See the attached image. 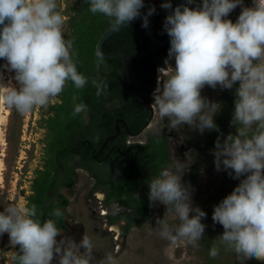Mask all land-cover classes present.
Segmentation results:
<instances>
[{
    "label": "clouds",
    "instance_id": "1",
    "mask_svg": "<svg viewBox=\"0 0 264 264\" xmlns=\"http://www.w3.org/2000/svg\"><path fill=\"white\" fill-rule=\"evenodd\" d=\"M193 2L175 7L165 19L170 48L166 67L158 69L152 106L161 120L169 119V128L187 124L203 133L217 127L213 117L220 105L203 98L201 89L218 84L231 89L239 82L232 120L236 134L223 142L217 139L214 155L217 170L223 165L233 170L235 178H245L215 206L212 218L224 228L220 242L237 257L264 261V0L242 7L235 22L226 17L242 0H202L197 7H189ZM89 3L93 14L112 19L114 27L135 20L144 6V0ZM161 7L172 9L171 0H164ZM57 9L56 0H0V58L15 71L18 85L0 84V104L22 115L36 106L47 107L69 81L77 89L87 84L72 59L73 41L65 39V20ZM153 12L154 7L148 9L143 27ZM96 57L99 68L104 58L100 52ZM172 58L174 66L169 63ZM92 83L97 96L106 93V83ZM88 110L86 104H76L73 115ZM254 124L256 129L249 135ZM186 167L177 160L160 169L149 181V200L166 205L178 218L174 228L166 219H157L162 238L173 245L183 241L196 246L205 231L201 220L206 213L191 206L189 188L181 182ZM51 216L41 222L35 205L29 208L12 202L0 211V234L8 233L11 245L20 248L14 257L17 264H52L55 257L59 264H96L91 238L84 234L79 244L69 237L58 241L62 233L58 222L65 214L57 207ZM209 255L216 258L219 249L213 246ZM99 264L117 261L107 254Z\"/></svg>",
    "mask_w": 264,
    "mask_h": 264
},
{
    "label": "trees",
    "instance_id": "2",
    "mask_svg": "<svg viewBox=\"0 0 264 264\" xmlns=\"http://www.w3.org/2000/svg\"><path fill=\"white\" fill-rule=\"evenodd\" d=\"M174 1L171 0L172 9L161 7L164 0L154 3L153 32L159 38L167 36L164 23L173 10ZM187 3L188 1L183 5ZM201 3L202 0H194L188 6L195 8ZM89 9V0H71L63 10V15L66 16L63 33L65 39L73 41L72 59L78 72L87 78V84L77 89L71 81L67 82L58 95L59 100L49 103L47 110L42 112L40 119L41 125L46 129L47 159L42 168L36 171L25 206L30 208L35 205L36 218L41 222L53 218V209L60 208L65 218L58 222V227L68 230V200L63 189L76 182L77 168H81L94 178L93 189L101 187L104 190L105 204L116 202L123 208L110 216L109 221L124 220L123 233H128L135 222L144 223L156 209L157 201L150 202L149 193L141 194L140 190L142 185L149 186L150 179L160 169L171 167L175 163L174 152L171 136L165 130L151 134L145 142H127L125 123L130 131L138 132L150 117L151 110L122 89L123 66L120 58L103 57V64L97 68L98 40L113 25V21L103 14H93ZM140 12L139 17L110 35L103 42L102 48L106 52L147 51L128 60L126 87L144 95L151 102L150 94L156 85V71L163 66V58L168 55L170 42L164 45L153 44L142 26L143 13L141 10ZM92 81L106 83V93L97 96ZM238 87L239 82H236L227 96V104L214 119L217 127L209 129L201 143L195 144L194 153L198 162L211 158L217 139L223 142L227 133L236 134L237 126L232 120ZM81 103L86 104L89 110L74 116L75 105ZM15 111L14 108L10 110L6 140L9 149L17 150L22 114L17 112L18 116L15 117ZM117 119L123 134L118 133L107 140L108 136L116 133ZM115 163H118V173L103 176L98 173V167H111ZM197 171L198 168H195L191 174L186 175V181H194ZM16 250L17 253L20 251L19 245ZM14 257L13 264H17Z\"/></svg>",
    "mask_w": 264,
    "mask_h": 264
},
{
    "label": "rangeland",
    "instance_id": "3",
    "mask_svg": "<svg viewBox=\"0 0 264 264\" xmlns=\"http://www.w3.org/2000/svg\"><path fill=\"white\" fill-rule=\"evenodd\" d=\"M70 1L56 0L57 10L62 15ZM150 1L156 3L158 0ZM252 5L253 0H242V4L232 10L226 19L235 22L242 7ZM63 17L65 20L66 16L63 15ZM166 59H168V55L163 58V66L157 68L156 85L160 75L158 69L166 67L164 63ZM169 63L174 66V58L169 60ZM6 65L7 61L3 59L2 72L8 81V88L18 87L14 79L15 71L10 70ZM232 90L233 87L231 89L222 88L219 84L215 88L205 85L201 89L203 98L220 105L213 120L227 104V96ZM150 96L152 98V118L144 130L129 137V139L134 142H145L148 136L163 130L171 136L175 162L178 160L187 165L181 182L189 188L191 206L193 208L199 207L206 213V216L201 220L205 225L201 240L197 242L196 246H192L183 241L173 245L162 238L156 223L157 219H166L173 228L179 224V221L176 213L167 210L166 205L159 201H157V207L148 219L144 223L135 222L128 233H123V229L120 228L121 222H118L117 226H110V216L118 212L119 207L116 203L103 204L102 199H100L103 191L99 188L93 189L94 178L81 168H77L76 182L71 187L63 189L68 200L66 209L69 230L62 231L61 237L57 236V239L71 238L73 235L75 238L72 237V239L77 238L76 243L79 244L84 234L89 236L94 245L93 256L96 264L105 260L107 254H112L117 264H264V261L255 258L237 257L234 251L222 244L220 236L223 234L224 228L221 224L214 222L212 218L215 206L229 195L245 177L235 178L233 170L225 169L223 165H221L220 170H217L215 152L209 160L201 159L198 162L197 155L194 153L195 144L201 143L209 129H205L201 133L198 128L187 124H183L177 129L169 128V119L165 117L161 120L158 111L154 110L152 106L154 103L153 92ZM58 100L59 98L56 96L49 103ZM47 107L36 106L32 111L22 115L19 130L20 141L16 150L7 147L6 136L11 107L4 105V119L1 126L2 140L0 142V211H3L4 206L10 202L26 205V198L31 193V184L36 171L42 168L47 159L46 129L41 125L40 119L42 112L47 110ZM17 116L18 113L15 111V117ZM255 129L256 125L254 124L249 130V135ZM229 134L227 133L226 137ZM195 168H198L195 180L186 181L185 176L191 174ZM97 171L102 176L110 173L116 174L119 172L118 163L111 167H98ZM149 191V186H142L140 193L146 194ZM95 193L100 197L98 198ZM193 214L190 213V216ZM116 229L117 231H114ZM213 246L219 249V255L216 258L209 255ZM16 253V246L11 245L9 234H0V264H13V257ZM55 264H59L58 257H56Z\"/></svg>",
    "mask_w": 264,
    "mask_h": 264
},
{
    "label": "water",
    "instance_id": "4",
    "mask_svg": "<svg viewBox=\"0 0 264 264\" xmlns=\"http://www.w3.org/2000/svg\"><path fill=\"white\" fill-rule=\"evenodd\" d=\"M188 0H175L174 1V5H173V10L175 9V7L177 6H183V4L185 2H187ZM154 7L155 8V4L154 2L150 1V0H144V6L140 9L143 13V18L145 15H147L148 13V9L149 8H152ZM172 10V11H173ZM154 18H155V12H153L151 15H148L147 16V19H148V26L145 27V32L149 38V40L153 43V44H156V45H164V44H167L170 42V37L169 35L167 34V36L165 38H159L157 37L154 32H153V22H154ZM128 24L125 23L124 25L121 24V25H117V26H113L111 25L103 34L102 36L100 37V39L98 40V43H97V46H96V50L97 52H100L103 57H107V58H113V57H116V58H120L121 59V62H122V66H123V71H122V79H121V86H122V89L124 90V92L126 94H128L130 97H132L135 101H139V102H142L146 108H148L149 110L152 111V108H151V105L149 103V101L147 100V98L142 95V94H139V93H135L133 91H130L127 87H126V74H127V70H128V60L132 59V58H136V57H139L145 53H147V51H139V52H106L103 48H102V44L103 42L110 36L112 35L113 33H115L116 31H118L119 29L125 27L126 25ZM0 28H2V26H0ZM3 61V58H0V64L2 63ZM139 77V76H138ZM141 78V77H139ZM140 98V100H139ZM152 118V113L150 115V117L148 118V120L145 122L144 126L136 133V134H139L142 130H144L150 120ZM118 121L117 120V124H116V133L108 136L107 140L108 139H111L113 137H115L118 132L120 131V128H119V125H118ZM106 144V142H104V145Z\"/></svg>",
    "mask_w": 264,
    "mask_h": 264
},
{
    "label": "flooded vegetation",
    "instance_id": "5",
    "mask_svg": "<svg viewBox=\"0 0 264 264\" xmlns=\"http://www.w3.org/2000/svg\"><path fill=\"white\" fill-rule=\"evenodd\" d=\"M156 86L157 85H155V88L151 91V93L152 92H154V90L156 89ZM151 95V94H150ZM151 97V96H150ZM140 100V99H139ZM137 102H139V101H137ZM139 103H142V102H139ZM150 103V105H151V102H149ZM143 104V103H142ZM151 113H152V111H151ZM119 119H122V118H119ZM119 119H117V120H119ZM119 122V121H118ZM119 125V124H118ZM125 130H126V132H127V134H128V139H127V142L128 143H132V142H134V141H131L130 139H129V137H131V136H135V135H137L136 133L137 132H134V131H130V129L128 128V126H127V124L125 123ZM119 128H120V126H119ZM119 133V135H122L123 133H122V130H121V128H120V131L118 132ZM149 137V136H148ZM147 140V139H146ZM142 186H147V185H142ZM99 189H101L103 192H102V198L100 197V199H102V202H103V204H104V198H105V192H104V190L100 187ZM96 195H97V197H98V194L97 193H95ZM99 198V197H98ZM111 203H116V202H111ZM117 205H118V211L119 210H121V209H123L118 203H116ZM118 222H121L122 224L120 225V228H122V225L124 224V220H120V221H118ZM118 222H110V226H117L116 224L118 223ZM68 230H69V225H68ZM62 231H67V230H62ZM114 231H117V229L116 230H114ZM58 237H61L60 235H58ZM57 237V238H58ZM72 237H74L73 235H72ZM71 237V238H72ZM75 238V237H74ZM60 239V238H59ZM75 240V239H74Z\"/></svg>",
    "mask_w": 264,
    "mask_h": 264
},
{
    "label": "bare ground",
    "instance_id": "6",
    "mask_svg": "<svg viewBox=\"0 0 264 264\" xmlns=\"http://www.w3.org/2000/svg\"><path fill=\"white\" fill-rule=\"evenodd\" d=\"M3 63V61H2ZM2 63L0 64V84H3L5 86H7L8 88V81L6 80V77L5 75L3 74L2 72ZM157 87V86H156ZM6 90V89H5ZM3 119H4V105L3 104H0V142L2 140V123H3ZM100 197V196H99ZM61 239V238H60ZM60 239H57L58 241ZM77 238L75 239V242H77ZM53 264L56 263V257L53 259Z\"/></svg>",
    "mask_w": 264,
    "mask_h": 264
}]
</instances>
